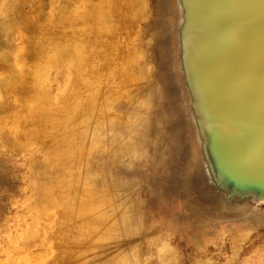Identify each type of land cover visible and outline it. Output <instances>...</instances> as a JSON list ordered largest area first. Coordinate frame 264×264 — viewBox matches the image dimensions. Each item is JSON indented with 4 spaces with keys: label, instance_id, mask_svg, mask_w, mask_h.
I'll return each instance as SVG.
<instances>
[{
    "label": "rangeland",
    "instance_id": "1",
    "mask_svg": "<svg viewBox=\"0 0 264 264\" xmlns=\"http://www.w3.org/2000/svg\"><path fill=\"white\" fill-rule=\"evenodd\" d=\"M183 17L0 0V264H264V201L199 130Z\"/></svg>",
    "mask_w": 264,
    "mask_h": 264
},
{
    "label": "bare ground",
    "instance_id": "2",
    "mask_svg": "<svg viewBox=\"0 0 264 264\" xmlns=\"http://www.w3.org/2000/svg\"><path fill=\"white\" fill-rule=\"evenodd\" d=\"M179 3L180 62L205 147L264 201V0Z\"/></svg>",
    "mask_w": 264,
    "mask_h": 264
},
{
    "label": "water",
    "instance_id": "3",
    "mask_svg": "<svg viewBox=\"0 0 264 264\" xmlns=\"http://www.w3.org/2000/svg\"><path fill=\"white\" fill-rule=\"evenodd\" d=\"M216 165L218 167L220 175L226 178L228 184H230L235 191L236 190L251 191L254 195H256L257 191H259V188L256 187V185L252 184L253 182L250 184V183H247L245 179H240L241 177L239 178L230 177L229 169L227 170V168L224 167L225 164L219 163L216 160Z\"/></svg>",
    "mask_w": 264,
    "mask_h": 264
}]
</instances>
